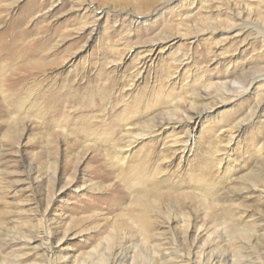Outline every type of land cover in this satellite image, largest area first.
<instances>
[{"label":"rangeland","instance_id":"rangeland-1","mask_svg":"<svg viewBox=\"0 0 264 264\" xmlns=\"http://www.w3.org/2000/svg\"><path fill=\"white\" fill-rule=\"evenodd\" d=\"M145 185L161 253L264 264V0H0V264H52L40 224L58 264H159Z\"/></svg>","mask_w":264,"mask_h":264},{"label":"bare ground","instance_id":"bare-ground-1","mask_svg":"<svg viewBox=\"0 0 264 264\" xmlns=\"http://www.w3.org/2000/svg\"><path fill=\"white\" fill-rule=\"evenodd\" d=\"M195 100H197V99H195ZM192 106L194 107L193 104H192ZM191 110H189V111H191ZM198 117H200V115L197 114V113H194V114L190 115V119H194V118L196 119ZM185 142L188 143L189 142L188 139ZM120 154H121V152H120ZM117 162H119V161H117ZM161 197H162V193L160 192V190L157 189L156 186H151V185L150 186L149 185H145L137 193V196L135 197L136 200H137V202H138V204H140V206L142 208L141 213L147 214V215L141 214L143 216V220L141 221L142 222V228L145 229L144 231L146 232L145 237H144V244L146 245L145 248L149 249V251L152 250V253H154V254H159V255H157L159 264H163V263H166L167 264V263L171 262L173 259H178V258H182L183 259V257H186L187 258L185 261H187L189 264H219L223 260H225V263L228 261V259L225 256H223V255L222 256L221 255H214V254H211V252H210V254H207L206 255V260H204V262H202V260L200 262L199 261L198 262H196V261L194 262V260L192 261V257L190 256V252L188 253L189 254L188 255L189 257L187 255L180 256V254H179L180 252H179V249H177V247H175L174 250H171V252H169L167 254L166 253H161L162 252V250H161L162 243L156 244L155 242L156 241L162 242L161 240H159L160 239L159 236H161L162 234L160 233L161 231L159 232V230L155 231L156 225L159 227V226L162 225V223L163 224H170L171 222L177 221V218L172 213H168V215L166 217H164L161 220V222L159 220H157V219H159V217L154 218V217H151L150 216V213L152 212V208L155 206V202L156 203L159 202L161 200ZM47 206L49 208L50 203ZM45 214H46V211H45V213L42 216L45 217ZM180 220H181L180 222H183V229L185 230V235H186L187 234V231H188V229H189V227L191 225L192 220L188 216L182 217V219H180ZM152 222H154V223H152ZM39 227H41V229H43L42 230L43 232L36 231L38 233H43V236L40 239V243L39 244L41 246L44 245L45 248L43 247V249L45 250V253L48 255L49 260H50V261L49 260L48 261L51 262L52 264H58V259L56 260V258L55 259L53 258L54 248L52 247V243H53L52 241H53L54 235H53L52 231L50 230V228H48V226H43L42 224L38 225L37 227L35 226V230L36 229L39 230ZM32 230H34V229H32ZM242 230L245 231V232H249L250 231V229H246V228L245 229H242ZM8 234H6V236L4 237V242L3 243H5V244L7 243L9 245H15V243H20L23 246L30 245L32 240H34L35 238H38V235H31V233H29V234L12 233V234H18L17 237L14 236V235H8ZM9 236H10V239L8 240ZM65 236L66 235H64V237ZM251 236L252 235H249L248 234V236L246 237L248 240H245V242L242 241L241 244L242 245H248L249 244V241L251 242V240H249L251 238ZM185 237L187 238V235ZM152 240H154V244H153ZM172 255L174 257L168 259L167 262H165L166 259L169 256H172ZM115 256H120V253L118 252L117 254H115ZM21 257L23 258V256H21V255L14 256V258H15V261L14 262H15V264H21L19 262V260H20ZM3 261H1V262H3ZM181 261H184V260H181ZM14 262H13V264H14ZM116 262L117 261L114 260L111 264H116Z\"/></svg>","mask_w":264,"mask_h":264}]
</instances>
